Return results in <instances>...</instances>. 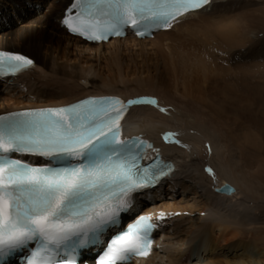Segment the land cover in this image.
Instances as JSON below:
<instances>
[{"label": "bare ground", "instance_id": "obj_1", "mask_svg": "<svg viewBox=\"0 0 264 264\" xmlns=\"http://www.w3.org/2000/svg\"><path fill=\"white\" fill-rule=\"evenodd\" d=\"M35 1L44 5L43 13L26 11L31 0H0L3 24L10 16L26 17L17 31L0 26V50L26 55L36 65L0 84V114L66 106L87 96L155 99L158 107L132 106L123 122L127 135L142 136L160 150L163 159L176 165L165 180L171 178L147 193L152 205L143 211L152 213L161 232L158 251L141 264H264V250L253 243L232 239L224 247L227 253L217 251L223 235L237 234L234 226L257 229L264 221L262 212L257 215L250 205L255 198L264 200V135L251 138L253 133L236 118L217 113L220 108L223 114L243 117L244 108L257 99L264 105V63L240 65L233 60L240 55L252 61L256 53L264 59L260 35L264 8L258 6L264 3L212 0L210 8L173 22L151 39L125 36L90 45L67 35L60 26L71 0ZM236 70H243L242 78L251 74L258 79L254 80L261 90L258 96L246 97L248 87H227ZM222 117L226 124L219 122ZM225 125H236L239 139ZM168 133L176 134L170 140L179 143L166 142ZM147 155L156 153L149 148ZM223 183L234 192H214ZM175 194H179L177 201ZM186 199L189 206L184 204ZM193 215L198 216L195 223ZM206 221L208 229L203 228Z\"/></svg>", "mask_w": 264, "mask_h": 264}, {"label": "snow or ice", "instance_id": "obj_2", "mask_svg": "<svg viewBox=\"0 0 264 264\" xmlns=\"http://www.w3.org/2000/svg\"><path fill=\"white\" fill-rule=\"evenodd\" d=\"M211 4L73 0L60 23L89 41L122 36L129 28L139 37L171 28L174 21L197 15ZM35 67L26 55L0 50V77ZM139 105L158 107V102L151 97H99L0 115V261L34 243L27 264H77L79 250L103 244L109 232L116 235L97 264H125L132 255H148L157 225L139 216L120 230L122 214L132 213L139 194L159 184L172 167L160 158L159 149L139 136L122 138L121 121ZM174 135L166 134L165 141L179 143L170 140ZM146 148L156 155L148 157Z\"/></svg>", "mask_w": 264, "mask_h": 264}, {"label": "rangeland", "instance_id": "obj_3", "mask_svg": "<svg viewBox=\"0 0 264 264\" xmlns=\"http://www.w3.org/2000/svg\"><path fill=\"white\" fill-rule=\"evenodd\" d=\"M32 1V5L35 7L36 5H39V4H36L37 2L35 1V0H31ZM257 2H262V3H264V0H257ZM256 2V3H257ZM257 4H259V3H257ZM26 6H29V5H26ZM41 6V8H40V13H43V11H44V9H43V7H44V5L42 6V5H40ZM258 6H262L263 8H264V4H259ZM254 7V6H253ZM252 8V7H251ZM45 9H48L49 11H51L49 8H47V7H45ZM26 11L27 12H30V13H33L34 12V14H35V11L34 10H29L28 9V7L26 8ZM54 13H56V12H54ZM39 14V13H38ZM46 16H47V14H46ZM6 18H9V16H7ZM26 18V17H25ZM25 18H22V19H25ZM22 19H18L19 20V23L18 24H15V22L17 21V20H15V18H14V16H10V19H9V22H7L6 24H3L4 23V19H3V17L2 16H0V26L1 27H6V29H15V31H17V30H19V25L23 22V20ZM53 19H56V16H54L53 15ZM3 24V25H2ZM0 27V28H1ZM11 31H14V30H11ZM260 35H261V39H263V40H261L262 41V43L264 42V32L263 33H260ZM263 47H264V43H263ZM235 53H238V54H240V52H235ZM243 54H245V53H243ZM262 55H260L259 53H256V59H254V60H252V61H245V60H242V57L240 56V55H238V56H235V58L233 59L235 62H237L236 64H245V65H251V64H255V63H264V59H261L260 57H261ZM240 61L242 62V63H240ZM232 65H234V63L233 64H231V66ZM235 66V65H234ZM243 71V70H242ZM242 71H237L236 70V72H232V73H234L236 76H232L235 80H232L233 81V83L232 84H226L227 85V87H230L231 88V86L233 87V89H235V90H239L241 87L243 88V87H248L250 90H248L249 92H247V88L245 89V95H246V97H249V99H252L253 98V95L255 96H258V94L260 93L259 91H261V90H259V85H257L256 84V82L254 81V80H258L256 77H252L251 76V74H249L248 76H247V78H242ZM245 79V80H244ZM263 81H264V79H263ZM255 82V83H254ZM255 89V90H254ZM247 92V93H246ZM251 92V93H250ZM257 99V98H256ZM258 100V102L257 103H255V104H251V105H249L248 106V109H246V108H244V110H243V117H240V116H233L232 114H230V113H224L223 114V110L222 109H220V108H217V110H219L217 113H220L221 115H223V117H225L226 118V116H232L233 118H236L241 124H243L244 126H246V128L250 131H248L250 134H252L253 136H251V138H255V134L256 133H259V134H261V135H264V115H263V111H264V105H261V103H259L260 101H259V99H257ZM261 106H260V105ZM254 105H255V107H254ZM257 105V106H256ZM259 105V106H258ZM263 106V107H262ZM260 107H261V109H260ZM253 108V109H252ZM250 109V110H249ZM253 111H252V110ZM250 112V113H249ZM260 114H259V113ZM262 112V113H261ZM256 113V114H255ZM218 115V114H217ZM246 116V117H245ZM251 116V117H250ZM223 117H222V119H220L219 120V122L221 123V124H226V120L227 119H223ZM225 121V122H224ZM247 122V123H246ZM253 122V123H252ZM255 123H257V124H255ZM225 126H227V125H225ZM228 127V129L230 130V131H232L231 133L234 135V137L235 138H237V139H239V136L240 135H238V133L240 134V132H238V131H240L239 130V128H238V130H237V127H236V125H232L231 127H229V125L227 126ZM249 127V128H248ZM256 127H257V129H256ZM261 128H263V129H261ZM260 129V130H259ZM263 130V131H262ZM237 131V132H236ZM262 132V133H261ZM236 133H237V135H236ZM238 136V137H237ZM252 140V139H251ZM253 142V141H252ZM250 151L251 152H253V150H251L250 149ZM173 176V175H172ZM172 176H169L168 178H167V180L169 179V178H171ZM167 180H164V182H166ZM162 183H163V181H162ZM164 184V183H163ZM165 186V185H164ZM264 188V187H263ZM179 193V192H178ZM189 192H186V198H188V196H189V194H188ZM178 195L179 194H175L174 196V198H176V199H174L175 201H177L178 199ZM238 196H239V198H240V194H238ZM183 198L185 197V196H182ZM190 197V196H189ZM257 200V201H256ZM260 200L263 202H261L260 203ZM184 201V200H183ZM186 201H187V199H186ZM255 202V203H254ZM257 203V204H256ZM259 203V204H258ZM186 206H189V204H190V202L189 201H187V202H185L184 203ZM250 205L251 206H255L254 208H255V212H256V214L257 215H260V213L262 212V219L264 220V200L263 199H258V198H255L254 200H252L251 202H250ZM196 218H198V216L197 215H193L192 216V221H193V223H195L197 220H196ZM210 223L208 222V221H206V223H204L203 225V228H205V229H208L209 228V225ZM247 227H249V226H246V228ZM234 230L235 231H237V234H235L236 235V238H234V233L233 234H230V235H223L218 241H217V244L221 247V249L219 250H217V251H219V253H221V255H223V254H225V253H227V250H225L224 249V247L227 245V244H229L230 242H232V239H234V240H236V241H240V242H249V243H253V244H255L258 248H260V249H262V250H264V221H263V223L261 224V227L260 228H257V229H241V228H237L236 226H234ZM216 235H217V233H216Z\"/></svg>", "mask_w": 264, "mask_h": 264}, {"label": "water", "instance_id": "obj_4", "mask_svg": "<svg viewBox=\"0 0 264 264\" xmlns=\"http://www.w3.org/2000/svg\"><path fill=\"white\" fill-rule=\"evenodd\" d=\"M225 187H227L228 189L231 190V191H230V194H232V193L234 192V188H233L231 185H229L228 183H223V184H221L219 187H216V188L214 189V192H216V193H218V194L230 195V194H225V193L222 192V191H218V190H223V189H225Z\"/></svg>", "mask_w": 264, "mask_h": 264}]
</instances>
